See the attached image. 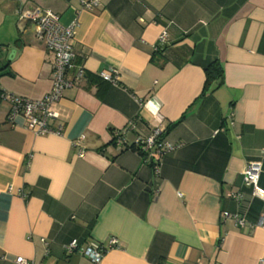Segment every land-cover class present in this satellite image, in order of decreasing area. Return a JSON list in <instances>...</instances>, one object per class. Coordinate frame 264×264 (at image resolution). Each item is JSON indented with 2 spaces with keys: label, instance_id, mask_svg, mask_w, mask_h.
Listing matches in <instances>:
<instances>
[{
  "label": "crops",
  "instance_id": "crops-1",
  "mask_svg": "<svg viewBox=\"0 0 264 264\" xmlns=\"http://www.w3.org/2000/svg\"><path fill=\"white\" fill-rule=\"evenodd\" d=\"M83 1L0 0V264H97L66 246L112 236L98 264H264V201L244 181L261 161L264 188V0ZM35 7L76 29L84 69L45 135L9 118L13 96L53 87L54 55L20 16ZM155 129L159 173L136 144Z\"/></svg>",
  "mask_w": 264,
  "mask_h": 264
},
{
  "label": "built area",
  "instance_id": "built-area-1",
  "mask_svg": "<svg viewBox=\"0 0 264 264\" xmlns=\"http://www.w3.org/2000/svg\"><path fill=\"white\" fill-rule=\"evenodd\" d=\"M83 3L90 7L98 4L99 0H84ZM20 16L24 21L36 25L37 36L45 41L48 50L54 55L53 87L47 95L39 100L13 96L11 99L12 109L9 118L16 120L17 117L22 116L26 120L28 127L36 134L45 135L53 132L50 122L60 117L56 109V104L63 98L65 90L73 85V81L68 78L69 72L77 70V80L84 73L83 67H79L76 62V29L72 26L64 25L58 14L41 7L23 8ZM168 37V32L163 31L159 37V42L165 43ZM100 75L112 83H118L120 81V75L117 69L103 70L100 72ZM134 128L135 121H130L125 129L116 131V144L124 146L127 143V132ZM136 144L138 145V151L145 156L146 161L151 163L155 171L159 173L162 157L167 150L171 149L162 148V130L155 129L151 136L137 138ZM262 172L263 164L261 161H250L244 171V181L252 189L253 196L264 201V188L261 185ZM235 197L240 200L242 195L239 193ZM223 217L235 219L240 225H244L246 221L245 217L228 211L223 212ZM118 245V238L112 236L107 241L91 242L85 248L80 246L78 239H73L66 248L70 254L79 253L98 264L103 260L109 250L118 247ZM18 261L21 264H28V261L22 257Z\"/></svg>",
  "mask_w": 264,
  "mask_h": 264
},
{
  "label": "trees",
  "instance_id": "trees-1",
  "mask_svg": "<svg viewBox=\"0 0 264 264\" xmlns=\"http://www.w3.org/2000/svg\"><path fill=\"white\" fill-rule=\"evenodd\" d=\"M206 73H207V81L205 84V89L203 94H206L209 86L212 84V82H217L218 80L222 79L224 76V68L222 67V65L218 62L215 61L213 63H211L208 67H206ZM222 82H220L221 84ZM218 85H216V87H218ZM5 94L4 92H0V100L5 98ZM115 139V138H114Z\"/></svg>",
  "mask_w": 264,
  "mask_h": 264
},
{
  "label": "water",
  "instance_id": "water-1",
  "mask_svg": "<svg viewBox=\"0 0 264 264\" xmlns=\"http://www.w3.org/2000/svg\"><path fill=\"white\" fill-rule=\"evenodd\" d=\"M14 54H15V53H13V55H14ZM13 55H12V56H13ZM12 56H11V58H12Z\"/></svg>",
  "mask_w": 264,
  "mask_h": 264
}]
</instances>
